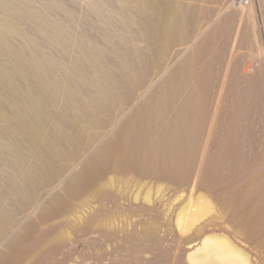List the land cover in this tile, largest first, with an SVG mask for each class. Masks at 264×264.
Listing matches in <instances>:
<instances>
[{
    "label": "rangeland",
    "instance_id": "374dc122",
    "mask_svg": "<svg viewBox=\"0 0 264 264\" xmlns=\"http://www.w3.org/2000/svg\"><path fill=\"white\" fill-rule=\"evenodd\" d=\"M28 1L31 8L60 20V24L67 27L71 40L96 46L103 54L104 63L111 72L120 76L122 83L126 80L119 65L120 59L116 57L117 50L105 43L102 39L104 31L94 24L98 14H114L121 0ZM166 1H169V6L165 7V20L173 18L175 13V23L181 21V28L172 30L171 25L164 24L161 33L169 39L163 41L158 55L152 54L149 57L148 70L146 75L144 74L145 82L140 81L143 76L139 74L141 78L135 83L134 94L128 99L130 101L126 100L127 103L116 107L107 125L98 132L94 140L81 142L83 147L76 157L62 165L53 163L49 156L43 158L56 166L39 171L40 183L31 188L28 199L17 204L16 214L9 227L0 234V264H186L184 258L188 246L201 234L181 235L172 219L175 207L171 208L170 214L167 215L166 212H169L167 210L172 205V199L181 193L182 189L186 193L190 191L195 177L198 178L197 188L209 192L222 211L218 224L210 221L208 229L212 226L222 228L227 223L238 227L244 222L258 225L259 231L264 234V0ZM192 25H195L194 29ZM206 25L208 27H205ZM139 49L145 51L147 45L142 43ZM195 52V55L199 56H194ZM71 58L72 56L65 58L69 59L66 60L69 69ZM182 62H186V67L189 66L188 69L195 73L194 77L201 76L194 78L197 85L200 86L204 82L203 86H200L204 89L207 84L204 91L207 94L208 109L201 138V142H204L198 143L197 157L193 164L195 169L192 167L191 175L183 177L179 172L181 176L178 177L177 171L174 176L166 167L157 165L161 158L156 154L146 159L142 158L143 155L134 156L133 164L125 163L123 159H117L116 164V159H113L116 157L111 155L108 167L97 176V183L98 179L91 178L90 185L80 191L77 197H65L62 206L42 210L67 184L71 176L83 167L99 147L115 136L120 126L142 101L156 90L173 70L179 68ZM201 70L205 73L200 72ZM204 74L209 79L203 78ZM225 113L230 118L226 117ZM173 144H176V141ZM117 147L120 149L119 143H116L114 153H119ZM199 147H202V150ZM220 147L228 148L224 163L231 169L221 171L217 178L209 179V183L205 174H210L212 169L222 164L219 153H215ZM143 159L146 160L144 163ZM110 174L115 176L116 184L104 192H96V185L104 182ZM145 177L153 181L165 180L169 187L162 202L155 201L154 210H143L134 203V186ZM22 178L23 174H17L15 181ZM16 185L14 182L13 186L7 188L4 196L6 199L11 198ZM86 197L89 206L82 220L71 219L69 214L76 204ZM91 200L94 203H91ZM252 212L253 215H250ZM102 214L105 215L101 216ZM228 217L230 219H227ZM250 235V246L260 248L264 255V237H258L259 233Z\"/></svg>",
    "mask_w": 264,
    "mask_h": 264
},
{
    "label": "bare ground",
    "instance_id": "6f19581e",
    "mask_svg": "<svg viewBox=\"0 0 264 264\" xmlns=\"http://www.w3.org/2000/svg\"><path fill=\"white\" fill-rule=\"evenodd\" d=\"M167 2L121 0L114 14H98L95 27L99 26L104 31L102 39L105 43L117 50L116 57L120 59L119 65L126 78L122 83L121 77L111 72L104 63L103 54L97 47L71 40L67 27L60 24V20L31 8L28 0H0V234L9 227L16 214L17 204L28 199L31 188L40 183L41 170L56 166L45 161V156H49L53 163H69L83 147L81 142L94 140L107 125L116 107L134 94L135 83L141 78L139 74L143 76L140 81L145 82L149 57L152 54L158 55L163 41L169 39L161 33L162 27L165 23L171 25L172 30L182 26L180 20L181 23H175V13L173 18L165 20V7L169 6ZM142 43L147 45L145 51L139 49ZM66 56H72L70 69L66 64V60L69 61L65 59ZM188 68L184 62L173 70L120 126L115 136L93 153L42 210L62 206L65 197H77L80 191L90 185L91 178L98 179L97 176L102 174L100 172L108 167L111 155L116 157L113 158L116 164L117 159H123L129 164L134 163V156L143 155L142 158L146 159L156 154L161 158L157 165L166 167L173 175L178 171L177 176L179 172L183 177L190 176L192 167L195 169L193 164L197 157L198 143L202 140L208 99L204 91L207 84L204 89L200 87L204 82L197 85L194 81L197 76L194 77L195 73ZM205 75L203 78L207 77ZM175 141L176 144L172 145ZM116 143L120 144V149L117 147L119 153L113 151ZM222 147L215 152L222 158V164L220 167L214 165L216 168L210 174H205L208 180H214L221 171L231 169L224 163L228 148ZM144 159L142 163L146 161ZM17 174H23V178L15 181ZM197 179L194 178L188 193L182 189L181 193L173 196L170 201L172 205L167 210L169 212H166L170 214L171 208L175 207L172 219L181 235L201 234L190 242L184 258L186 264H264L263 252L260 248L251 247L248 241L250 233H259L258 237H264L258 225L243 222L234 227L227 223L222 228L212 226L208 229L210 221L218 224L222 211L209 192L197 188ZM164 181H153L147 177L141 179L132 193L136 206L148 211L153 209L155 201L162 202L169 188ZM14 182L17 185L8 200L4 197L5 192ZM115 184L116 178L110 174L104 182L96 185V192H104ZM91 203L94 202L91 200ZM88 204L86 197L76 204L69 217L82 220Z\"/></svg>",
    "mask_w": 264,
    "mask_h": 264
}]
</instances>
